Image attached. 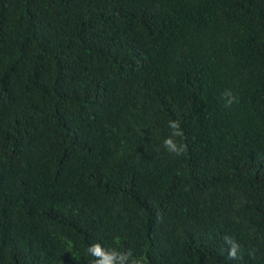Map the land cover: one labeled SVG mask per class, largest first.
Wrapping results in <instances>:
<instances>
[{"label": "trees", "instance_id": "trees-1", "mask_svg": "<svg viewBox=\"0 0 264 264\" xmlns=\"http://www.w3.org/2000/svg\"><path fill=\"white\" fill-rule=\"evenodd\" d=\"M93 242L264 264V0H0V264Z\"/></svg>", "mask_w": 264, "mask_h": 264}, {"label": "clouds", "instance_id": "clouds-1", "mask_svg": "<svg viewBox=\"0 0 264 264\" xmlns=\"http://www.w3.org/2000/svg\"><path fill=\"white\" fill-rule=\"evenodd\" d=\"M222 97H226L225 108L230 107L238 98L233 95L231 90H225L221 93ZM168 127L171 134L165 137L163 144L167 151L180 155L183 152L184 146L177 144L175 137L183 135L181 131L180 122L178 120H170ZM87 253L93 258L91 264H143L142 258L135 257L132 251H120L115 248H108L102 246L99 242H93L87 247ZM230 256L235 255V249L229 252Z\"/></svg>", "mask_w": 264, "mask_h": 264}]
</instances>
